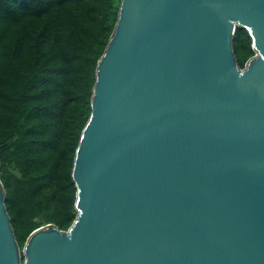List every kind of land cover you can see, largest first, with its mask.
<instances>
[{
	"label": "water",
	"instance_id": "water-1",
	"mask_svg": "<svg viewBox=\"0 0 264 264\" xmlns=\"http://www.w3.org/2000/svg\"><path fill=\"white\" fill-rule=\"evenodd\" d=\"M73 178L23 261L0 179V264H264V0H122Z\"/></svg>",
	"mask_w": 264,
	"mask_h": 264
},
{
	"label": "trees",
	"instance_id": "trees-1",
	"mask_svg": "<svg viewBox=\"0 0 264 264\" xmlns=\"http://www.w3.org/2000/svg\"><path fill=\"white\" fill-rule=\"evenodd\" d=\"M121 2L0 0V179L21 249L39 227L77 218L75 157ZM232 44L244 68L249 30L237 26Z\"/></svg>",
	"mask_w": 264,
	"mask_h": 264
},
{
	"label": "rangeland",
	"instance_id": "rangeland-1",
	"mask_svg": "<svg viewBox=\"0 0 264 264\" xmlns=\"http://www.w3.org/2000/svg\"><path fill=\"white\" fill-rule=\"evenodd\" d=\"M256 54V53H255ZM46 225V224H45ZM45 225L39 227L38 229H41L42 227H44ZM25 247V246H24ZM21 256H22V261H23V257H24V248L21 249Z\"/></svg>",
	"mask_w": 264,
	"mask_h": 264
}]
</instances>
